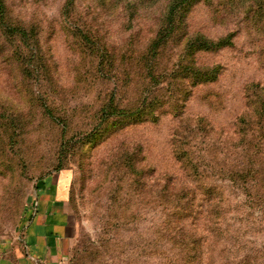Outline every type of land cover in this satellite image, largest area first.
<instances>
[{
  "label": "rangeland",
  "instance_id": "1",
  "mask_svg": "<svg viewBox=\"0 0 264 264\" xmlns=\"http://www.w3.org/2000/svg\"><path fill=\"white\" fill-rule=\"evenodd\" d=\"M3 1L0 238L67 170L70 264H264V0Z\"/></svg>",
  "mask_w": 264,
  "mask_h": 264
},
{
  "label": "crops",
  "instance_id": "2",
  "mask_svg": "<svg viewBox=\"0 0 264 264\" xmlns=\"http://www.w3.org/2000/svg\"><path fill=\"white\" fill-rule=\"evenodd\" d=\"M70 173L39 182L20 225L0 238V264H70L76 226L69 205Z\"/></svg>",
  "mask_w": 264,
  "mask_h": 264
},
{
  "label": "trees",
  "instance_id": "3",
  "mask_svg": "<svg viewBox=\"0 0 264 264\" xmlns=\"http://www.w3.org/2000/svg\"><path fill=\"white\" fill-rule=\"evenodd\" d=\"M190 1L197 2L199 0H173L172 2L168 4L169 9L167 8L168 11H167V14L163 22V24L166 26V30L160 34L158 33L157 39L154 40L150 45L151 49H156L157 46L161 43V41L166 39V36L174 33L176 29L175 19L177 15H179L180 13L184 14L189 11L188 7H190V5L192 4H186V3ZM0 33H2L5 40H8L9 37H14V36L25 37V33H26L25 30L21 29L20 27H17V25H13L10 18L7 17V8L3 0H0ZM197 43H198V46H197L198 48H196L197 49L196 51H199V52L207 51L210 46L214 45V43L206 44L205 41L201 39H199ZM190 44L191 42L188 44L187 50L193 49V47H191ZM218 45H221V43H219ZM189 47H191V49ZM113 113L114 114L116 113V115H123L125 117V116H129L132 114L136 115V110L132 112L128 110V111L113 112ZM157 196L163 200H166L165 195H157ZM167 196L170 199L172 209H178L179 207H182L184 209V206H180L179 204H182V205L186 204L182 201L186 195H167ZM172 197H175V199H172ZM178 200H180L179 203H178ZM76 262L77 261H74L73 264H78Z\"/></svg>",
  "mask_w": 264,
  "mask_h": 264
}]
</instances>
